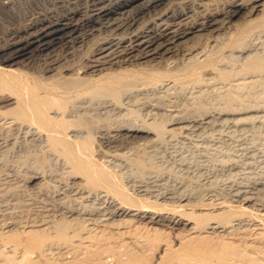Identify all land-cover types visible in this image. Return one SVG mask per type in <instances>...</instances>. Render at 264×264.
<instances>
[{"label":"bare ground","instance_id":"6f19581e","mask_svg":"<svg viewBox=\"0 0 264 264\" xmlns=\"http://www.w3.org/2000/svg\"><path fill=\"white\" fill-rule=\"evenodd\" d=\"M110 260L264 264V0H0V264Z\"/></svg>","mask_w":264,"mask_h":264},{"label":"rangeland","instance_id":"374dc122","mask_svg":"<svg viewBox=\"0 0 264 264\" xmlns=\"http://www.w3.org/2000/svg\"><path fill=\"white\" fill-rule=\"evenodd\" d=\"M145 252L147 253L148 251H145ZM145 252L143 251V253H145ZM155 253H156V252L154 251L153 254L155 255ZM148 254H150V256H151L152 252H150V253H148ZM153 254H152V256H154ZM152 256H151V257H152ZM110 262H111V263H110ZM110 262L108 261V263H107V262H106V263H107V264H116V263H115L116 261H114V260H110ZM83 263H84V264H88L87 262H86V263L83 262ZM89 264H90V263H89ZM143 264H144V263H143Z\"/></svg>","mask_w":264,"mask_h":264}]
</instances>
